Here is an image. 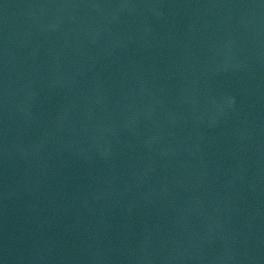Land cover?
<instances>
[{
	"label": "water",
	"instance_id": "obj_1",
	"mask_svg": "<svg viewBox=\"0 0 264 264\" xmlns=\"http://www.w3.org/2000/svg\"><path fill=\"white\" fill-rule=\"evenodd\" d=\"M0 264H264V0H0Z\"/></svg>",
	"mask_w": 264,
	"mask_h": 264
}]
</instances>
